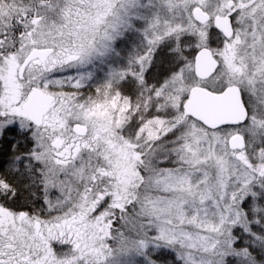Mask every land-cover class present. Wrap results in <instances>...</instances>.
<instances>
[{
	"label": "snow or ice",
	"instance_id": "snow-or-ice-1",
	"mask_svg": "<svg viewBox=\"0 0 264 264\" xmlns=\"http://www.w3.org/2000/svg\"><path fill=\"white\" fill-rule=\"evenodd\" d=\"M0 264H264V0H0Z\"/></svg>",
	"mask_w": 264,
	"mask_h": 264
}]
</instances>
